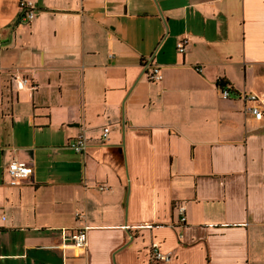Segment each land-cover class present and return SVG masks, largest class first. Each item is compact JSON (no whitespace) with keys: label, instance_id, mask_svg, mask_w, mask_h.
Instances as JSON below:
<instances>
[{"label":"crops","instance_id":"crops-1","mask_svg":"<svg viewBox=\"0 0 264 264\" xmlns=\"http://www.w3.org/2000/svg\"><path fill=\"white\" fill-rule=\"evenodd\" d=\"M220 81L264 99V0H0V264H264V120Z\"/></svg>","mask_w":264,"mask_h":264},{"label":"built area","instance_id":"built-area-1","mask_svg":"<svg viewBox=\"0 0 264 264\" xmlns=\"http://www.w3.org/2000/svg\"><path fill=\"white\" fill-rule=\"evenodd\" d=\"M19 8L24 13V19L27 22H31L35 18L36 5L30 1H21ZM186 42L181 41L177 44V50L179 53L185 52ZM198 73L202 72L201 67L195 68ZM145 71L149 74L151 81L160 82L163 79L161 75V69L152 66V63H148L145 66ZM219 94L222 99H241L244 102V112L250 115L255 121L261 122L264 120V99H261L254 93H244L242 95L232 92L226 86H219ZM109 135V129H105L103 133V138L107 139ZM70 147L77 154H84L88 149V138L84 133L79 134L72 142ZM7 173L10 180V185L17 186L25 181H29L33 175V167L26 163L20 162L18 160H13L7 167ZM100 191H106L107 187L99 186ZM179 215L181 217V223L185 224L186 218V208L184 206L179 207ZM78 219L82 218L81 215H77ZM152 228L151 226H149ZM70 241L78 250H85L87 248L88 238H87V228L77 230L72 233ZM173 259L172 253L163 252L160 246L154 243L149 250V264H170Z\"/></svg>","mask_w":264,"mask_h":264},{"label":"trees","instance_id":"trees-1","mask_svg":"<svg viewBox=\"0 0 264 264\" xmlns=\"http://www.w3.org/2000/svg\"><path fill=\"white\" fill-rule=\"evenodd\" d=\"M218 85H219L220 87H223V86L225 85V82L220 81Z\"/></svg>","mask_w":264,"mask_h":264}]
</instances>
